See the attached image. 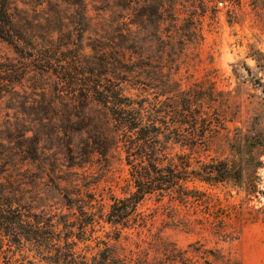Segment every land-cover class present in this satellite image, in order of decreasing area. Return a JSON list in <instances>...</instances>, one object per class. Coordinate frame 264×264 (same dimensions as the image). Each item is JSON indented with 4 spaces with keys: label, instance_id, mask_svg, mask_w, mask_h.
Returning a JSON list of instances; mask_svg holds the SVG:
<instances>
[{
    "label": "rangeland",
    "instance_id": "rangeland-1",
    "mask_svg": "<svg viewBox=\"0 0 264 264\" xmlns=\"http://www.w3.org/2000/svg\"><path fill=\"white\" fill-rule=\"evenodd\" d=\"M133 1L140 6L132 9L135 6L132 0H84L86 18L82 20L81 7L71 0H10L11 13L34 42L31 46L53 42L61 60L53 66L54 70L62 74H74L76 70L77 77L92 59L89 44L93 45L98 37H135L139 50L145 53L163 45L159 38L166 42L168 49L171 38L186 34L185 50L177 60L181 64L176 77L181 78L186 89L213 88L220 102L228 99L233 107L239 104L241 123L236 124H245L254 112L255 103L264 100L260 89L253 84L263 73L249 57L250 48L264 54V9H254L250 0H241L236 5L227 0H164L166 18L172 20L169 9L173 3L179 18L176 24L186 27L184 33L175 35L172 24L165 23L159 28V36L154 25L156 2ZM134 20L138 23L132 25ZM80 38L82 41H77ZM128 44L121 45L126 48ZM15 52L0 39V63L20 62L17 67L24 71L15 93L0 100V180H7L11 195L35 212L68 213L72 219L77 216L83 220H89L92 212L97 219L99 212H107L111 196H123L128 183L124 155L116 147L109 116L97 103L85 101L79 87L69 86L54 71H43L25 63ZM26 54L28 57L29 50ZM244 64L249 66L250 73ZM122 86L126 94L136 92ZM229 109L223 110L229 112ZM219 142L223 143L218 140L214 144ZM98 145L106 146V155L94 152ZM258 174L262 179L258 187L264 189V166ZM189 186L218 199V210L231 214L225 222L234 237L223 241L198 226L186 232V218H200L201 213L196 214L194 209L188 210L168 198L161 202L149 198L140 206L152 218L151 234L182 249L199 240L207 247L230 254L240 264H264V196L247 197L225 183L210 185L195 181ZM65 204H71L72 209H67ZM77 206L87 213L79 215ZM106 232L110 233L111 229L102 221L88 226V235L92 238L107 240ZM129 233L127 241L121 238L108 243L120 253H128L137 241L135 231ZM149 234L143 230L141 237L146 239ZM9 244L6 238L0 240V264L39 260L34 251L28 248L18 251ZM78 246L81 248L83 244ZM152 256L150 252L149 260Z\"/></svg>",
    "mask_w": 264,
    "mask_h": 264
},
{
    "label": "trees",
    "instance_id": "trees-1",
    "mask_svg": "<svg viewBox=\"0 0 264 264\" xmlns=\"http://www.w3.org/2000/svg\"><path fill=\"white\" fill-rule=\"evenodd\" d=\"M227 1L235 5L241 2ZM153 2L157 4L154 20L157 34L161 36L159 28L165 23L172 24L175 35L184 33L186 26L180 28L176 24L179 18L174 4L169 9L172 12L170 20L164 14V0ZM250 2L254 9H264V0ZM71 3L81 7L79 16L84 20V0H71ZM132 3L135 5L132 9L140 6L136 1L132 0ZM136 23L138 20L131 22L132 25ZM0 39L25 63L43 71H54L69 86L79 87L85 101L95 102L106 110L116 147L123 152L128 171L123 196H111L107 212H99L97 219L88 211L89 220L77 216L72 219L62 212H35L11 195L7 180H0V240L6 238L18 251L24 248L34 251L39 260L28 259L26 264L41 261L43 264H240L230 254L207 247L199 240L182 249L151 234L152 218L140 210V206L149 198H155L157 202L168 198L188 210L194 209L196 214L201 213L200 218H186V232L198 226L223 241L231 240L234 232L228 230L230 225L225 222L231 214H222L218 210V199H212L210 194L189 186V183H225L247 197L264 196V189L258 187L262 181L258 173L264 166V100L255 103L254 112L245 124L237 125V122L241 123L239 104L233 107L228 99L220 102L213 88H184L181 78L176 75L181 64L177 60L185 50L186 34L171 38L173 41L168 49L166 42L159 38L163 45L145 53V50H139L135 37H98L93 45L89 44L92 59L87 61L88 66L80 77L76 70L74 74L54 70L53 66L61 60L53 42L31 46L34 42L11 13L10 0H0ZM122 43L129 44L124 48ZM249 57L263 73L253 84L264 96V54L250 48ZM72 58L76 60L75 56ZM21 64L0 63V100L15 93V86L24 73L17 67ZM244 69L251 72L246 64ZM122 85L136 92L126 94ZM223 109H229V112ZM218 140L223 143L214 144ZM107 151L105 145L94 148L95 153L102 155ZM65 207L72 209L71 204H65ZM77 207L79 215L87 213L83 207ZM96 221L110 227L111 232L105 233L107 240L88 235V226H93ZM130 230L135 231L137 241L128 253H120L108 243V240L118 242L121 238L129 240ZM143 230L150 233L146 239L141 237ZM80 243L83 244L81 248ZM150 252L153 253L152 260H149Z\"/></svg>",
    "mask_w": 264,
    "mask_h": 264
}]
</instances>
